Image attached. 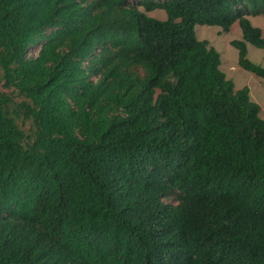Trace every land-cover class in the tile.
Masks as SVG:
<instances>
[{"label":"trees","instance_id":"trees-1","mask_svg":"<svg viewBox=\"0 0 264 264\" xmlns=\"http://www.w3.org/2000/svg\"><path fill=\"white\" fill-rule=\"evenodd\" d=\"M132 1L0 0V264H264L261 106L196 32L264 79V0Z\"/></svg>","mask_w":264,"mask_h":264},{"label":"rangeland","instance_id":"rangeland-1","mask_svg":"<svg viewBox=\"0 0 264 264\" xmlns=\"http://www.w3.org/2000/svg\"><path fill=\"white\" fill-rule=\"evenodd\" d=\"M132 2H135L133 0ZM138 8L144 9L143 5L138 4ZM148 15L159 19H166L167 14L164 9H156L149 11ZM248 18L252 24L261 27L264 30V14L249 15ZM196 32L199 39H207L210 44L215 46L221 53L222 64L221 68L226 72L229 78H232L237 89L244 86L250 88L251 98L260 104V115L264 118V79L257 76L253 72L239 65L238 49L232 45V40L242 38V30L239 22L236 21L229 31H224L220 26L215 24H197ZM248 45V57L256 63L264 65V48L257 47L251 43ZM40 45L32 46L29 49L28 55H36ZM7 93L13 95L15 102H21L22 96L11 88L1 87ZM30 123L24 125L25 129H29ZM173 202V199H169Z\"/></svg>","mask_w":264,"mask_h":264}]
</instances>
